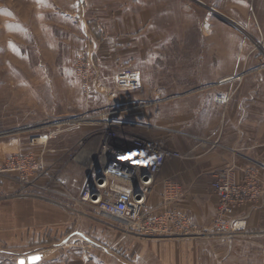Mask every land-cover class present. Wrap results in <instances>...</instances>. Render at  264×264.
<instances>
[{"label": "rangeland", "instance_id": "rangeland-1", "mask_svg": "<svg viewBox=\"0 0 264 264\" xmlns=\"http://www.w3.org/2000/svg\"><path fill=\"white\" fill-rule=\"evenodd\" d=\"M199 1L152 0V38L162 44L156 54L169 60L178 54L183 68L170 70L184 72L186 79H194V87L200 86L196 89L217 95L224 89L218 83L226 76H243V81L242 77L221 83L249 94L250 135L264 145V108L256 106L264 100V0ZM53 4L52 0H0V164L22 155L32 156L37 166L25 172L24 180L16 178L18 172L1 177L0 203L37 199L57 209L44 214L38 229L25 228L21 237L16 236L14 214L0 220V264H17L18 254L28 257L51 247L67 249L65 233L59 231L64 224L47 221L64 220V215L79 220L90 213L82 208V196L102 169L104 145L131 146L140 141L151 148L144 127L129 126L118 113L128 108L126 102L118 106L121 98L140 87L139 71L96 67L88 93L74 65L80 53L68 50L71 36L60 26L66 23L56 18ZM180 44L184 52H178ZM193 70L195 74L190 73ZM44 136L47 140L42 143ZM260 155L254 167L264 172V150ZM258 230L264 233V228ZM246 231L250 241L259 239L256 230L247 226ZM246 247L245 260L226 264H264V244L249 242Z\"/></svg>", "mask_w": 264, "mask_h": 264}, {"label": "crops", "instance_id": "crops-1", "mask_svg": "<svg viewBox=\"0 0 264 264\" xmlns=\"http://www.w3.org/2000/svg\"><path fill=\"white\" fill-rule=\"evenodd\" d=\"M52 1L56 18L66 23L60 26L70 33L69 51L79 55L89 53L99 68L130 67L139 71L140 79L136 83L140 87L126 93L118 103L119 106L126 102L124 107L128 108L118 113L123 114L129 126L144 127L151 147L184 155L167 154L148 196L146 212L174 210L187 216L199 229H211L218 202L212 186L215 175L232 169L237 181L242 183L247 173L256 170L261 193L242 203L236 209V216L245 217L248 228L256 230L259 239L250 241L247 231L231 237L217 233L192 237L148 235L83 204L82 208L90 213L79 220L64 215V220L47 221L54 226L64 224L59 231L65 233L63 247L67 249L61 252L58 246L47 252H32L42 256L35 264H218L219 259L226 264L245 260L249 242L257 246L264 244V233L258 230L264 228V172L254 167L262 157L264 145H260L255 135H250L253 127L249 120L252 113L249 94L243 88L236 90L219 82L224 86L219 92L228 98L220 103L216 100L217 93L198 90L200 86L194 87V79H186L184 72L170 70L182 69L183 63L177 59L178 54L172 60L167 55L165 58L156 54L162 44L152 38L155 31L152 0ZM180 45L182 50L179 45L176 47L178 52H184L183 44ZM190 73L195 74L194 70ZM213 85L218 88L215 82ZM256 106L263 109L264 100ZM263 120L262 117L261 124ZM166 183L176 187L171 200L163 196ZM38 202L28 199L17 204L0 203V220L14 214L17 237L25 234V228L31 225L32 229H38L44 223V214L57 210ZM18 255L17 264L25 257Z\"/></svg>", "mask_w": 264, "mask_h": 264}, {"label": "built area", "instance_id": "built-area-1", "mask_svg": "<svg viewBox=\"0 0 264 264\" xmlns=\"http://www.w3.org/2000/svg\"><path fill=\"white\" fill-rule=\"evenodd\" d=\"M84 81L86 91L91 92L90 81L97 67L89 53L79 55L74 63ZM240 80V79H237ZM232 79H226L225 83ZM216 99L225 103L228 99L218 94ZM105 160L101 162V177L84 188L82 200L96 213L108 215L131 230L156 236H233L247 229V219L237 217L236 209L245 201L255 199L261 191L254 173H247L244 182H238L232 169L220 171L215 175L213 188L217 194V214L211 229H199L191 224L189 218L174 210L160 213L146 212L149 194L156 183L168 153L183 157L181 153L165 149L149 148L145 143L135 141L130 145H104ZM104 159V158H103ZM31 164L29 167L28 165ZM36 161L32 156L13 157L7 163L0 164V198L2 197L1 177L18 172L16 178L24 180L25 172L36 170ZM28 180V179H27ZM164 198L175 197L173 183L164 185Z\"/></svg>", "mask_w": 264, "mask_h": 264}, {"label": "water", "instance_id": "water-1", "mask_svg": "<svg viewBox=\"0 0 264 264\" xmlns=\"http://www.w3.org/2000/svg\"><path fill=\"white\" fill-rule=\"evenodd\" d=\"M197 2H199V3H201L199 0H196ZM211 10L213 11V12H215V13H218L219 15H221L222 17H224L225 19H227L229 22H231V23H233V24H235V25H238L234 20H232V19H230V18H228V17H226V16H224V15H222V14H220L218 11H216L214 8H211ZM98 177L100 178L101 177V173H99L98 174ZM41 255L40 254H32V255H29L28 257H27V259L24 257V258H20L19 260H18V263L19 264H26V263H28V264H35V263H37V262H39L40 260H41Z\"/></svg>", "mask_w": 264, "mask_h": 264}, {"label": "bare ground", "instance_id": "bare-ground-1", "mask_svg": "<svg viewBox=\"0 0 264 264\" xmlns=\"http://www.w3.org/2000/svg\"><path fill=\"white\" fill-rule=\"evenodd\" d=\"M242 77H243V76H242ZM242 77L240 76V77H238L237 79H241ZM226 79H230V78L227 77V78L223 79L221 82L225 83V80H226ZM232 80H234V79H232ZM40 138H41V140H42V143H44V141L47 140L45 136H44V137H40ZM40 143H41V142H40ZM45 143H46V142H45ZM88 157H89V156H88ZM102 159H103V157H102Z\"/></svg>", "mask_w": 264, "mask_h": 264}]
</instances>
